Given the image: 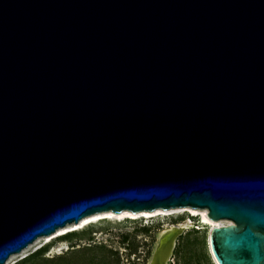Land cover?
Wrapping results in <instances>:
<instances>
[{
    "label": "water",
    "instance_id": "obj_1",
    "mask_svg": "<svg viewBox=\"0 0 264 264\" xmlns=\"http://www.w3.org/2000/svg\"><path fill=\"white\" fill-rule=\"evenodd\" d=\"M176 208L232 222L218 264H264V0H0V264L94 213Z\"/></svg>",
    "mask_w": 264,
    "mask_h": 264
},
{
    "label": "rangeland",
    "instance_id": "obj_2",
    "mask_svg": "<svg viewBox=\"0 0 264 264\" xmlns=\"http://www.w3.org/2000/svg\"><path fill=\"white\" fill-rule=\"evenodd\" d=\"M189 219L188 211L135 220L103 219L50 242L47 236H40L12 254L6 264H149L161 235ZM191 219L192 227L177 240L171 264H217L209 242L211 229L201 223L199 215ZM61 242L65 249L56 254L54 249Z\"/></svg>",
    "mask_w": 264,
    "mask_h": 264
},
{
    "label": "bare ground",
    "instance_id": "obj_3",
    "mask_svg": "<svg viewBox=\"0 0 264 264\" xmlns=\"http://www.w3.org/2000/svg\"><path fill=\"white\" fill-rule=\"evenodd\" d=\"M179 211L190 212V219L180 226V227H184L185 229L192 227L191 217L192 216L195 217L198 215L200 216L201 223L204 225H208L210 229L213 227H216V226L221 227L224 225H230L232 223L231 221L227 222L225 220H215L214 221L209 217L208 211L206 209H197V208H183L181 210L171 209V210H167V211L158 209V210H154V211H142V212H132V211L124 210V211H121L119 213H114L112 211H104V212H98V213L88 215V216L84 217L83 219H81L79 222H74L73 224H70V225H67V226H64V227L57 229V231H55L51 235L47 236L48 237L47 241L50 242L52 239H55V238L62 236L63 233L67 232L68 230H71V228L80 229V228H83L90 223L97 222V221L103 220V219L118 218V219L123 220V219L128 218V219L135 220V219H139L140 217L150 218V217H154V216H158V215L174 214L175 212H179ZM172 228H174V227H172ZM172 228H170V229H172ZM99 235H100V233L95 234V236H97V237ZM62 244H64V242H61L59 244V247L57 246L54 249L56 251L55 252L56 254H58L61 251V249H65V247L61 246ZM57 249H58V251H57Z\"/></svg>",
    "mask_w": 264,
    "mask_h": 264
}]
</instances>
